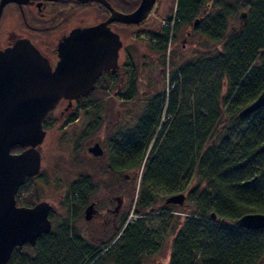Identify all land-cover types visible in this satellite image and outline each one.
I'll list each match as a JSON object with an SVG mask.
<instances>
[{
  "label": "trees",
  "instance_id": "obj_1",
  "mask_svg": "<svg viewBox=\"0 0 264 264\" xmlns=\"http://www.w3.org/2000/svg\"><path fill=\"white\" fill-rule=\"evenodd\" d=\"M242 12L246 21L240 27ZM235 17L238 25L228 28ZM166 23L158 33H149L154 53L165 54L167 43L181 34L206 38L220 49H202L198 41L200 49L168 74L167 93H156L134 125L107 139L108 173L123 176L141 169L139 199L132 208L135 219H122L109 237L96 243L81 238L74 224L95 188L88 175L77 173L60 202L65 208L62 221L53 216V208L49 219L56 224L51 231L34 246L15 248L6 264H140L142 255L158 251L166 236L168 264H264V229L235 226L245 214H264V106L238 117L264 88V0H175ZM213 73L212 80H205ZM132 76L130 96L136 93ZM117 82L113 78L111 83ZM194 83H212L211 93L193 92L188 87ZM75 104L66 122L74 121L76 111L88 118L75 137L80 146L101 121L93 102L79 99ZM63 134L61 130L60 137ZM43 172L35 177H43ZM33 178L19 188L17 206L31 207L41 198L40 192L27 198L19 195ZM183 192L192 204L183 217L174 213L178 205L164 201L158 210L148 209L159 193L168 197ZM154 211L158 214L152 217L149 213ZM151 219L157 223L148 230L145 225Z\"/></svg>",
  "mask_w": 264,
  "mask_h": 264
},
{
  "label": "water",
  "instance_id": "obj_2",
  "mask_svg": "<svg viewBox=\"0 0 264 264\" xmlns=\"http://www.w3.org/2000/svg\"><path fill=\"white\" fill-rule=\"evenodd\" d=\"M28 1L0 0V15L7 3L21 6ZM77 1L102 3L110 15L104 22L74 28L62 37L53 68L25 39H17L11 47L0 51V264L8 262L15 248L34 246L40 236L51 231L49 215L53 207L48 200L39 199L31 207H20L15 202L18 189L41 172V146L48 130L43 127L48 115L62 102L65 107L61 114L68 115L76 108V101L88 97L94 90L102 72L118 69L122 44L108 24L144 21L157 0H140L129 14L112 10L103 0ZM245 21L246 13L242 12L240 27ZM197 22L195 20L193 26ZM263 105L264 88L238 112V117L251 114ZM15 147L21 150L12 153ZM88 152L93 157L103 155L98 142L90 144ZM184 199V194L178 193L166 197L164 204L181 206ZM94 207L91 202L84 208L85 221L92 219ZM210 218L213 219L214 214L211 213ZM235 225L245 230H263L264 214H245Z\"/></svg>",
  "mask_w": 264,
  "mask_h": 264
},
{
  "label": "rangeland",
  "instance_id": "obj_3",
  "mask_svg": "<svg viewBox=\"0 0 264 264\" xmlns=\"http://www.w3.org/2000/svg\"><path fill=\"white\" fill-rule=\"evenodd\" d=\"M174 3L175 0H157L155 5L157 11L155 12V8H153L148 16L149 18L156 16L153 21L155 23L159 13L158 21L152 28L160 27L166 23L168 18L172 17ZM228 23V28L237 26V18L235 17ZM198 41H201L202 49H220L218 44L211 43L206 38L197 35L188 37L181 34L177 36L175 41L167 43L165 54L152 52L149 44L148 50H142V60H140V57L138 59L134 56L131 57L132 63L130 62V67L132 66V68L129 67L128 70L126 68L122 73L124 74L127 70L125 77L129 79V82L132 74L135 73L136 93H133V95L131 93L132 96L128 92L129 82L122 86L121 84L113 85L106 77L101 79L97 83V88L85 100V103L93 102L94 105L99 106L96 117L101 121V126L92 137L81 141L80 146L76 145L75 137L85 127L88 118L85 117L84 113L76 111L77 117L73 122L67 123V116L70 113L68 115L61 114L65 105L56 108L50 116L51 120L48 119V130L41 146L43 155L41 171H44V176L33 178L23 192L19 194L20 197L27 198L40 192V199L48 200L52 204L54 208L53 216L57 217V221L61 222L62 217L65 215V208L60 205V202L63 201L66 188L77 173L78 175L83 173L88 175L95 188L90 195V201L95 204V211L90 221L84 220L82 211L81 217L74 224V229L81 238L96 243L109 237L110 230L122 219L125 218L128 223L134 220L136 216L132 208L133 204L139 199L141 169L135 174L134 172H125L123 176L126 177L108 173L106 141L114 133L124 129L122 124L125 123V120L130 126L134 125L143 113L147 101L156 93L164 92V95L167 93L166 78L168 74H170L171 69L173 70L180 62L188 59L194 55L196 50L200 49V46L197 45ZM120 70L121 68L118 69V73ZM212 71L214 72V70ZM213 76H215V73L205 76V80H208L209 77L212 80ZM208 86L209 89L207 88ZM188 88L193 90V92L197 91L207 96L211 93L213 87L212 83L211 85L210 83H194ZM192 97L194 98L195 96ZM64 119H66L65 122H63ZM61 130H64V134L60 137ZM89 141H91L90 144L99 142L103 149L101 157H93L88 152L86 144ZM152 144L151 142L150 147ZM183 194L185 199L182 206H177L179 209H174L176 216H185L186 212L190 210L189 208L192 207V204L186 199V193L183 192ZM141 196L145 197V193L141 194ZM156 197V201L148 209L158 210L162 206L166 195L159 193ZM119 198L122 200L120 203ZM149 214H153L151 216L155 217L158 212L154 211ZM149 221L151 223L145 225V228L152 230L155 228L157 220L151 219ZM51 224L52 226L55 225L56 221ZM169 253L170 240L166 236L158 251L142 255L140 264H168Z\"/></svg>",
  "mask_w": 264,
  "mask_h": 264
},
{
  "label": "flooded vegetation",
  "instance_id": "obj_4",
  "mask_svg": "<svg viewBox=\"0 0 264 264\" xmlns=\"http://www.w3.org/2000/svg\"><path fill=\"white\" fill-rule=\"evenodd\" d=\"M103 1L112 10L122 14L133 12L140 3V0ZM155 5L153 8H155ZM156 11L157 7L155 8ZM109 15V9L97 1L81 3L77 0H29L21 6L13 2L7 3L3 7L0 15V51L11 47L17 39H25L48 60L49 65L53 68L57 60V45L62 37L66 36L74 28L104 22ZM157 16L155 23L158 21L159 13ZM155 17H147L144 21H140L137 24H125L118 21H112L108 24V27L117 33L122 44L119 52L118 67L121 70L119 73L118 69L110 72H102L101 76L97 79L98 82L104 77L109 79L110 83L113 81V78H116L118 81L116 84H121L122 86H125L129 82L125 74L130 67V62L132 63L131 57L134 56L137 59L140 57V60H142V50H148L149 44L154 43V40L149 37V33H158L159 31V27L152 28V26L156 25L153 23ZM126 68L127 70L123 74L122 72ZM83 99L87 100L88 97ZM61 105H64V102L59 104L58 107ZM45 123L49 125L48 119H46ZM122 125L124 127L123 130H126L129 123L127 124V120H125V123ZM155 132L158 131L155 130ZM155 139L156 136L153 137V141L151 142L153 143ZM90 142L86 144L88 147ZM107 142L108 140L106 144ZM151 147L149 144L148 150ZM120 202H122L121 198H119Z\"/></svg>",
  "mask_w": 264,
  "mask_h": 264
},
{
  "label": "bare ground",
  "instance_id": "obj_5",
  "mask_svg": "<svg viewBox=\"0 0 264 264\" xmlns=\"http://www.w3.org/2000/svg\"><path fill=\"white\" fill-rule=\"evenodd\" d=\"M167 25V23H164L163 25H161L160 27H159V31L161 30V28H162V26H166ZM264 106V105H263ZM263 106H261V107H263ZM261 107H259V108H261ZM258 108V109H259ZM257 109V110H258ZM21 150V149H20ZM146 158V157H145ZM145 160V159H144ZM144 160H143V162H144ZM19 190V189H18ZM51 213V212H50ZM236 226V225H235ZM237 227V226H236ZM52 228V227H51ZM10 257H11V255H10ZM10 259V258H9ZM9 261V260H8Z\"/></svg>",
  "mask_w": 264,
  "mask_h": 264
}]
</instances>
